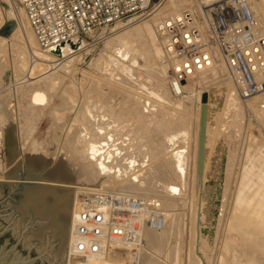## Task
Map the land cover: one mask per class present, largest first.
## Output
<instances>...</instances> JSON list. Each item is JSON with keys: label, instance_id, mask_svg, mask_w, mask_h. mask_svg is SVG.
<instances>
[{"label": "bare ground", "instance_id": "6f19581e", "mask_svg": "<svg viewBox=\"0 0 264 264\" xmlns=\"http://www.w3.org/2000/svg\"><path fill=\"white\" fill-rule=\"evenodd\" d=\"M212 1L185 0L176 6L171 0H160L150 16L116 23L110 30L114 33L105 36L103 48L93 60V68L110 79L102 82L95 73L78 68L89 51L84 39L77 49H72L68 43L42 48L23 8L15 0H0V26L10 17L14 19L9 37L0 35V89L4 91L0 93V140L8 149L6 161L20 159V146L24 145L22 141L18 144L17 132L12 127L15 93L32 85L25 110L36 113V118L50 105L49 94L58 91L62 99L58 107L48 108L52 126L61 129L63 135L56 148L57 155L54 154L57 157L47 168L50 181L42 185L74 189L66 264L183 262L178 240L184 203L178 192L185 144L184 140L175 143L172 140L184 134L180 129L187 121L178 109L187 108L190 100L197 101L196 128L192 134L195 140L194 201L184 261L186 264H264V139L255 136L249 121L244 119V107L249 109L248 115L258 111L264 117V87L243 98L215 46L209 48L208 65L192 71L182 80L176 79L174 59L166 51L158 31L159 22L179 16L185 10L193 15L192 20L200 30L205 31L203 4ZM248 2L257 26L264 31V0ZM100 32L103 34L104 30ZM166 62L170 65L168 73ZM77 71L82 75L80 79L74 77ZM112 80L118 82V86L113 85ZM38 81L43 84H34ZM156 90L162 92V97H159L161 93L156 95ZM202 93H206L205 102L201 101ZM152 96L158 101L151 100ZM202 106L205 109L204 140L198 169ZM158 112L163 114L160 116ZM132 124H137V130L152 126V132L142 135L134 131ZM243 124L246 135L240 141L242 144L220 143L222 129H230L238 136ZM54 137L56 141L59 138ZM138 137L146 139L135 142ZM242 154L249 157L248 164H244ZM1 169L0 166V172ZM151 176L161 182L157 190L149 189H153L149 186ZM209 178L221 186V199L217 202L208 199L205 183ZM96 189L154 204L163 216L162 226L159 229L145 227L139 247L127 246L103 257L76 256L73 244L79 208L77 196L79 191ZM143 190L147 194L142 195ZM213 245H216V253L211 256Z\"/></svg>", "mask_w": 264, "mask_h": 264}, {"label": "built area", "instance_id": "2783aa9c", "mask_svg": "<svg viewBox=\"0 0 264 264\" xmlns=\"http://www.w3.org/2000/svg\"><path fill=\"white\" fill-rule=\"evenodd\" d=\"M25 12L40 47L68 43L116 22L126 23L148 15L151 0H15ZM206 30L193 15L159 22L165 49L173 57V75L182 80L210 62L215 46L224 58L240 95L249 97L264 87V31L256 23L248 0H214L204 3ZM75 217L76 256L103 257L142 245L145 227L159 229L163 216L155 205L103 189L79 191ZM123 252V251H122Z\"/></svg>", "mask_w": 264, "mask_h": 264}, {"label": "rangeland", "instance_id": "374dc122", "mask_svg": "<svg viewBox=\"0 0 264 264\" xmlns=\"http://www.w3.org/2000/svg\"><path fill=\"white\" fill-rule=\"evenodd\" d=\"M159 1L160 0H151L149 10L147 11L149 13V14L147 13L148 16H150L152 14L154 6ZM171 1L174 5L179 6V5H182L185 0H171ZM208 1H211V0H205V2H208ZM12 2H13V0H12ZM116 23H120V22H116ZM116 23H114L110 27L97 29V30L93 31V33H90L89 35L83 37L84 42L89 45L88 46L89 51L87 53V57L85 58V60H83L80 64H78V68H80V70H86L91 74L95 73L94 75L101 78L102 82L109 81L110 79H109V77H107L106 74L105 75L101 74L102 73L101 71L95 70L93 68L94 67L93 66L94 65L93 60H94V58H96L98 56L100 50L103 48V42L105 40V36L114 33V32H110V30ZM13 25H14V19H12V17L6 19V21L0 26V35L5 36V37H9L10 33L13 30L12 29ZM102 30H104L103 34H101V32H100ZM101 36H104V37H101ZM72 49H77V47H72ZM100 61H102V59ZM166 65H167L166 66V69H167L166 72L168 73V71L170 69V65L167 64V62H166ZM8 74L9 73L7 72L6 76H8ZM74 75H75L74 77L78 78V79H80L82 77L80 71L79 72L77 71L76 74H74ZM103 79H105V80H103ZM113 80L117 81V79L116 80L113 79ZM113 80H112L113 85L116 84V86H118L117 85L118 82L114 83ZM34 84L41 85L43 83H42V81H38V82H35ZM29 86L27 87L28 89L26 88L27 90L26 89L25 90L20 89L17 91V94L15 93V95H14L15 104L13 107L15 109V114H13V116H12L13 120H14L12 127L17 132L18 144L19 143L21 144L20 141H22V143L24 144L23 147L20 146V150H19L20 151V159H14V161L12 160L10 162L6 161L5 156L8 152V149H7L6 144H4L2 139H1L0 140V166L2 169L0 172V181L34 184V185H42L43 183L46 182L45 184H43V185H46L49 183L48 181H50L47 179V175H48L47 174V168L48 169L50 168L51 163H52L51 161H54L55 158L57 157V156H55V155H57V149L56 148L59 147L61 140H62V135H63L61 129H59L57 127L54 128V126H52L51 118L48 116V111H49V109H52L54 107H58L59 105H61L62 99L59 96L60 93L58 91L52 92L54 94L49 92V93H51V94H49L50 95L49 96V98H50L49 104L51 106L48 105L49 109L48 108H47L48 110L45 109L44 110L45 112L42 111L40 113V115L36 118V113L34 114V112H32V111L25 110V105L27 104V98H28L27 94H29L28 92L32 88V85H29ZM156 91H157L156 95L158 96L161 93L159 95V97L160 96L162 97V92L159 90H156ZM1 92L3 94L4 91L1 90L0 93ZM24 92H26V94H24ZM23 95L25 98L23 97ZM151 98H153L151 100H157V98H154L153 96ZM23 99L24 100L26 99V100L24 101ZM14 101L12 103H14ZM190 102H189L190 106L188 105L187 108H184L185 111L182 108L178 109L179 112L182 111L180 114H182L186 118V121H187V124L184 125L180 129V131L184 134L182 135V137L178 136V137H176V139L172 140V142H174V143L176 141L184 140L185 146L183 149V155L184 154L186 155V156L184 155L185 161H183V163L185 162L183 164V168H185V169L182 168V174H181L182 178L180 177V179H179V182L180 183L182 182L180 184L182 191L179 190V192H178V197L180 199L183 198L182 202L184 203V206H185V207L183 206L184 210L182 211L183 212L182 213L183 226H182V230L180 231L179 240H178V243L180 244L179 247L181 250L180 256L181 257L183 256L182 257L183 262L181 261V264L182 263L186 264V262L184 261V255L186 254L187 248H188V242H187L189 240V236H188L189 231L188 230H189V226H190V222H191L190 221V211H191L190 209H191V207H192L191 205L194 201V198L192 197L193 192H194V188H193L194 187L193 159H194V146H195V140L193 138V135H194V131L196 128L195 127L196 125H194L195 124L194 115H196V113H197V107H196L197 101L196 100H192V101L190 100ZM245 108L246 107H244V119L247 118L246 121L247 122L249 121L248 125L250 127V130L252 131V133L255 136L262 137V139H264V117H262V114H260V112L258 113V111H256V114H258V115H256L255 113H252L253 115H248L250 113V111L248 108H246V109ZM24 111H25V113H24ZM28 112L30 114H27ZM186 113H187V115H186ZM158 114L161 116L163 114V112H161V113L158 112ZM158 114H157V116H159ZM33 117H34V119H33ZM71 117H73V113H72ZM190 121H193V122H190ZM136 125L132 124V126L134 128H136ZM191 127L193 129H191ZM138 129L139 130H137V128H136V129H134V131L137 130V132H139V133L141 132L142 135H145L146 133L152 132V126L151 127L145 126L144 128L140 127ZM244 129H245V125H244V128L241 131V133L238 134V136L235 135L230 129H227V128H225L224 130L222 129L220 131L221 132L220 143H222V145H224V144H230L231 142L234 141L239 146V143H241V144L243 143L240 141H242L246 135L245 132H243ZM55 135L59 136V138H57V141L55 139L56 137H54ZM164 137L167 138L166 135ZM58 139H59V141H58ZM142 139L145 140L146 138L144 137ZM142 139H140V137H138V139L135 140V142H138L139 140L143 141ZM16 142H17V140H16ZM151 142H153V140ZM185 149H186V151H185ZM242 155H240V157H242V160L245 162L244 164H248L249 163V157L247 155H243V156ZM6 171H7V173H6ZM4 172H5V174H4ZM155 177L156 176H154V177L151 176L149 178L150 179L149 180V183H150L149 186H151L153 188V189L149 188L150 190H154V189L157 190L156 188L161 186L160 185L161 182H159L160 180L157 179L158 177H156V178ZM205 186L207 188V196L209 197L208 198L209 200H214V202H217L221 199V196H220L221 186L219 184L215 185L213 183L212 178H209L206 181ZM144 191L145 190L142 191L144 193L142 195H145V193L147 194V191L146 192H144ZM181 192H182V194H181ZM179 195L180 196L182 195L181 196L182 198ZM213 246H212V249H214V250H212V251L209 250L210 255L212 254L211 256H213V254L216 253V251H215L216 245L214 247ZM213 251H214V253H213ZM65 264H66V261H65Z\"/></svg>", "mask_w": 264, "mask_h": 264}, {"label": "water", "instance_id": "95a60500", "mask_svg": "<svg viewBox=\"0 0 264 264\" xmlns=\"http://www.w3.org/2000/svg\"><path fill=\"white\" fill-rule=\"evenodd\" d=\"M205 100L202 93L201 101ZM204 114L202 106L198 169ZM73 196L74 189L0 181V264H65Z\"/></svg>", "mask_w": 264, "mask_h": 264}]
</instances>
